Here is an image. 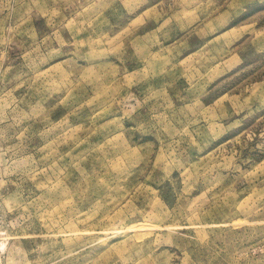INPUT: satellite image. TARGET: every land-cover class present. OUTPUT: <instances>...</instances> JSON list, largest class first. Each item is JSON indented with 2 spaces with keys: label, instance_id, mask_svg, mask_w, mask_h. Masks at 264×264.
I'll return each mask as SVG.
<instances>
[{
  "label": "rangeland",
  "instance_id": "374dc122",
  "mask_svg": "<svg viewBox=\"0 0 264 264\" xmlns=\"http://www.w3.org/2000/svg\"><path fill=\"white\" fill-rule=\"evenodd\" d=\"M0 264H264V0H0Z\"/></svg>",
  "mask_w": 264,
  "mask_h": 264
}]
</instances>
